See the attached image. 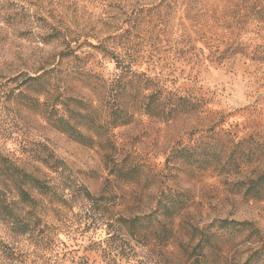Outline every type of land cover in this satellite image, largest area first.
<instances>
[{
    "label": "rangeland",
    "instance_id": "rangeland-1",
    "mask_svg": "<svg viewBox=\"0 0 264 264\" xmlns=\"http://www.w3.org/2000/svg\"><path fill=\"white\" fill-rule=\"evenodd\" d=\"M31 1L43 11H60L72 28L85 33L91 29L95 14L118 15V10L127 14L156 0ZM116 4H120L117 9L113 7ZM205 11L207 16L214 13L233 20V27L221 31L202 28ZM152 16L162 26L159 38L163 33L171 38H167L171 44L176 43L162 42L156 50L148 44L147 49L156 58L144 59L137 70L161 77L166 88L199 102L198 110L170 121L136 114L129 125L110 133V143L101 140L84 148L50 131L24 111L12 121V109L0 107V149L28 172L36 168L46 178H55L34 162L32 152L37 148L29 149L24 138L44 143L64 162L70 182L84 185L94 198H110L114 218L149 216L168 190L188 195L187 211L172 226L164 221L167 231L172 227V240L166 241L165 247L159 245L150 228L141 231L134 241L122 243L127 233L124 228L116 224L108 229L79 206L68 216L72 228L78 230L59 227L50 234L48 245L46 234L35 237L40 226L32 228L36 234L21 235L8 231L0 221V243L5 245L0 248V264H112L99 249L113 230V244L122 246L118 252H123L122 260L115 259V264H190L183 248L189 241L191 246L197 242L190 240L192 229L214 219L253 224L264 240V188L257 200L237 193L238 184L264 174V156L254 165H246L236 156L264 150V0H161ZM30 37L0 27V82L21 71L32 73L57 49L34 45ZM192 45L196 46L194 50L185 54ZM213 47H217L215 55ZM102 67L104 74L114 72V64L105 59ZM77 89L71 94L96 102L87 90ZM209 144L220 151L216 169L211 167L191 179L181 171L187 169L185 166L174 170L168 162L170 152L179 146L194 149ZM229 156L234 160L232 172L224 169L229 167ZM127 169L132 171L129 179L124 178ZM253 242L238 247V251L230 249L226 259L218 258L213 264L243 261V251L255 247Z\"/></svg>",
    "mask_w": 264,
    "mask_h": 264
},
{
    "label": "trees",
    "instance_id": "trees-1",
    "mask_svg": "<svg viewBox=\"0 0 264 264\" xmlns=\"http://www.w3.org/2000/svg\"><path fill=\"white\" fill-rule=\"evenodd\" d=\"M160 1L139 5L127 14L123 10H118V15L111 12L95 14L93 27L88 32L79 33L60 11H43L31 0H0L1 28L17 31L18 36H31L30 42L41 48H57L32 73L21 71L2 79L0 107L12 109V121L15 115L19 116L24 111L50 131L84 148L98 145L101 140L110 143V133L118 127L129 125L136 114L170 121L178 115L198 110L199 102L166 88L161 77H152L147 72L137 70L144 59L150 61L156 58L147 49L148 44L154 50L162 42L175 46L176 41L171 44L167 40L171 39L168 35L166 37L162 33V38H159L162 26L152 18V14L158 11ZM119 5L112 6L117 9ZM122 13L123 17H120ZM203 24L202 28L221 31L233 27L234 21L213 13L206 15ZM195 47L192 45L185 54ZM213 48L215 55L217 47ZM104 59L114 64V72H102ZM76 88L79 91L87 90L96 97V102L79 97V94H71ZM24 140L29 149L37 148L32 152L34 162L47 168L55 178H46L36 168L34 172H28L0 149V221L12 233L36 234L31 230L40 226L35 237L46 234L45 244L48 245L50 234L57 228H72L69 213L74 207L81 206L84 214L105 223L108 229H113L116 224L124 228L127 233L122 243L134 241L141 231L151 228L153 240L164 246L166 241L172 240L169 234L172 227L167 231L163 226L164 221L167 220L168 226H172L174 220L190 206L188 195L168 190L149 216L130 218L120 215L114 218L110 212V198H94L87 187L70 182L67 168L56 153L42 142L29 141L26 137ZM219 153L210 144L194 149L179 146L170 152L168 162L174 165V170L176 166H185L187 169H179L192 179L211 167L216 169L219 164L214 163L219 162ZM236 156L237 160L244 159L242 162L246 165H254L264 156V150ZM226 163L229 167L224 166V169L232 172L230 166L234 160L229 156ZM124 173V178L129 179L132 171L127 169ZM238 187L237 193L257 200L264 188V174L258 175L254 181L238 184ZM72 229L76 231L78 227ZM259 236V231L248 222L214 219L208 225L192 229L190 240L197 242L193 246L190 241L185 244L191 249L184 246L183 254L190 264H213L218 258L226 259L225 254L230 249L238 251V247L254 240L252 244L256 246L243 251V261L232 264H264V240ZM114 242L113 230V235L109 234L99 249L112 264L116 263L115 259L122 260L120 255L123 253L118 252L122 246ZM4 246L0 243V248Z\"/></svg>",
    "mask_w": 264,
    "mask_h": 264
}]
</instances>
